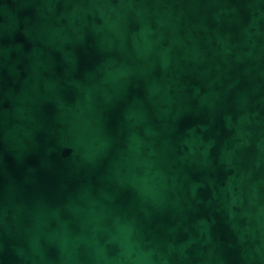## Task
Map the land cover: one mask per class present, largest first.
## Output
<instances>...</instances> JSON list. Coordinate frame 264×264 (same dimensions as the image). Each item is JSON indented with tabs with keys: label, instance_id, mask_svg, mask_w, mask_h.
Returning a JSON list of instances; mask_svg holds the SVG:
<instances>
[{
	"label": "water",
	"instance_id": "obj_1",
	"mask_svg": "<svg viewBox=\"0 0 264 264\" xmlns=\"http://www.w3.org/2000/svg\"><path fill=\"white\" fill-rule=\"evenodd\" d=\"M0 264H264V0H0Z\"/></svg>",
	"mask_w": 264,
	"mask_h": 264
}]
</instances>
